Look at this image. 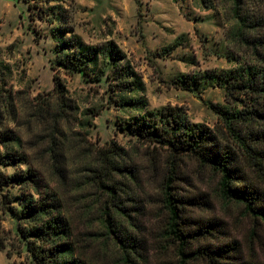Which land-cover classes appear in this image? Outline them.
I'll return each mask as SVG.
<instances>
[{
  "label": "rangeland",
  "instance_id": "374dc122",
  "mask_svg": "<svg viewBox=\"0 0 264 264\" xmlns=\"http://www.w3.org/2000/svg\"><path fill=\"white\" fill-rule=\"evenodd\" d=\"M200 3V0L178 3L173 0H0V127L21 134L24 145L30 147L34 167L41 177L50 178V157L44 151L48 146L47 123L33 113L44 97L54 101V74L58 72L64 79L66 96L77 108L67 122H62L59 134L66 184L46 179L51 190L59 192L61 213L71 226L77 253L91 264H123L118 245L113 236L106 235L102 222L106 195L87 177L96 151L113 141L128 150L144 181L139 202L143 213L136 216L140 226L137 234L145 249L139 264L178 261L176 248L161 236L166 213L160 203L159 186L167 152L121 128V121L138 110L132 106L121 108L114 102L115 95L108 87L110 80L106 76L97 80L82 71L69 75L56 64V40L68 28L90 45L115 41L145 83V92L139 94L148 103L144 111L175 106L190 120L214 127L218 114L212 104L226 103L225 82L206 74L236 66L227 59V54L233 51L226 35L232 24L219 9H205ZM234 55L240 59V50H235ZM186 74L203 75L192 91L164 83ZM92 109L99 113L90 114ZM197 166L185 160L176 186L181 194L198 195L206 204L185 205V215L222 220L230 238L240 243L244 259L264 264V227L245 214L241 203L223 199L218 191V176ZM18 168L25 170L27 166L0 164V173L11 176ZM7 189L13 196L21 191L17 184L5 185L0 189V199ZM14 204L16 214L0 207V264H37L28 242L39 246L42 243L24 236L22 229L27 222L21 216L22 206L18 202ZM188 263L206 264L201 259Z\"/></svg>",
  "mask_w": 264,
  "mask_h": 264
},
{
  "label": "trees",
  "instance_id": "16d2710c",
  "mask_svg": "<svg viewBox=\"0 0 264 264\" xmlns=\"http://www.w3.org/2000/svg\"><path fill=\"white\" fill-rule=\"evenodd\" d=\"M200 2L205 9H219L232 24L226 35L233 51L227 54V59L236 66L206 74L225 82L226 103L212 104L218 114L214 127L190 120L175 106L156 112L144 111L148 103L139 96L146 90L142 76L111 39L90 45L65 28L63 36L56 40V64L69 75L82 71L97 80L106 76L110 80L108 87L115 95L114 102L121 108L132 106L138 110L121 121V128L167 152L159 186L160 203L166 213L161 236L176 248L179 259L174 264L200 259L206 264H254L244 259L240 243L230 238L222 220L185 215V205L202 206L206 202L198 195L181 194L176 184L181 179L185 160L195 162L197 167L207 168L218 176V191L223 199L241 203L245 214L264 227V0ZM175 45L176 42L172 46ZM237 49L240 59L234 55ZM202 76L186 74L164 83L192 91ZM53 78L54 101L44 97L33 114L47 123L48 146L44 151L50 157L52 176L46 178L65 185V160L59 134L62 122H67L77 108L66 96L64 79L58 72ZM98 113L99 110H90L92 115ZM131 158L127 149L113 141L96 151L87 176L106 195L102 222L106 235L115 239L123 264H139L144 258L143 240L137 234L140 226L136 223V216L143 213L139 202L144 181ZM155 159L152 160L156 162ZM14 163L26 164L27 168H18L11 176L0 173V189L17 184L21 191L13 196L7 189L0 199V207L2 211L16 214L14 203L22 206L21 216L27 222L22 233L42 243L39 246L28 242L35 262L91 264L77 253L71 226L61 213L59 192L51 190L47 179L34 167L30 147L24 145L18 131L1 126L0 164Z\"/></svg>",
  "mask_w": 264,
  "mask_h": 264
}]
</instances>
